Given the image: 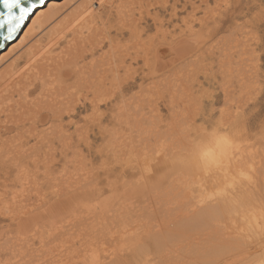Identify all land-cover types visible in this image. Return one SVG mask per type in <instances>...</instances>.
<instances>
[{
	"label": "rangeland",
	"instance_id": "1",
	"mask_svg": "<svg viewBox=\"0 0 264 264\" xmlns=\"http://www.w3.org/2000/svg\"><path fill=\"white\" fill-rule=\"evenodd\" d=\"M137 1L128 0L122 6L124 11L119 8L121 0L112 6L104 3L109 8H103V20L98 18L95 21L100 28L99 32L104 29L103 39H106V44L111 41L107 38H113L117 49L123 48L130 52L125 67L118 68L121 80L117 83H98L100 110L97 120L91 118L90 109L80 110L77 116L66 117L62 123L52 119L50 126H40L31 132L29 127L36 119L35 115L26 113L23 117L18 116L20 118L16 116L15 120V115L11 116L8 112L0 114V264H72L78 259H83L85 264H90L92 260L93 263L104 261V264L110 260L119 264L120 260L125 264H146L147 258L142 254L145 253V247H141L144 241L130 244L128 236L124 239L121 233L128 231L130 234L133 230V233L142 232L150 226V230H157L156 226H166L169 220L187 215L191 210L189 201L201 203L204 197L209 199L212 194L216 195L217 191L213 189H216L214 185H217L215 182L218 177L213 175L219 176L217 174L221 173V164L219 167L210 165L208 169H211L207 170L202 165L201 156L207 146L215 145V142L230 132L234 134V147L239 153L234 152L244 155V159L248 157L250 164L256 162L251 165H256L254 168L262 171L256 175L257 170L253 168L256 171L253 173L252 166H246L247 160L241 159L245 164L244 168L241 165L243 161L238 164L242 166L240 171L237 165L233 173L227 176L220 174V179L228 176H231L229 179H239L232 182L233 187L232 183L230 186L223 185L225 188L221 187L224 190H218L219 194L237 187L235 185L240 182L242 185L247 182L246 185L255 187L254 190L262 191L264 197V125L255 119L238 127L234 121L237 110L244 111L251 107L253 91L258 95L255 106L264 109V96H259L264 88V71L261 70L264 56L260 55L264 52V42H261L264 33L259 31V25L253 36L243 28L229 31L227 25L221 23L223 5L226 3H234L236 12L244 14L242 21H258L261 13H264V0H210V4L193 0V5L185 4L184 0ZM132 2L134 5H131ZM217 5H221V8H217ZM66 9L65 14L70 7ZM92 12L96 15L97 11ZM173 12L177 16H173ZM125 14L128 18H124ZM127 21L134 24V33L137 29L133 36H130L132 26ZM120 31H123L122 35ZM163 35H166L165 38H162ZM138 38L146 40L148 46L154 40L163 39L165 42L173 38L180 42L182 48L188 45V49L185 52L180 49L178 52L181 55L171 59L169 53L165 52L163 60H156L152 50H148L146 55L149 65L145 66L140 58L142 52L135 53L137 49L134 48L141 43L134 40ZM5 64L6 61L0 63L1 70ZM157 65H161V70L158 69L160 73ZM124 77L129 78V81L123 82ZM55 86L58 87L54 83L52 88ZM49 88L52 90L51 86ZM54 90L57 89L53 88V94ZM86 102L89 106L90 100ZM42 105L45 109L41 110L47 111L49 106L45 107L47 105L43 101ZM74 122L83 126L82 130L76 131ZM56 124L58 127L64 124V128L57 132ZM27 139L29 143L25 144ZM239 148L244 150L240 151ZM250 154L252 158L248 156ZM258 165L261 167L258 168ZM242 168H246L247 172H243ZM205 170L209 173L208 180ZM234 170H237L236 175ZM101 175L103 180L98 183ZM249 176L254 182L248 181ZM212 179H215V184ZM209 184L213 185V188L210 186L213 193L208 191ZM196 195L197 199L194 200ZM172 215L174 218H171ZM164 239L168 247L158 246V250L162 248L161 252H170V255L181 253L185 264L204 263L202 257L194 254L196 249L190 252L186 250L188 243L193 244V247L197 245L198 239H193L192 231ZM151 241L154 249V240ZM79 250L82 251L81 256ZM109 253L111 256L108 257ZM151 263L154 264V261Z\"/></svg>",
	"mask_w": 264,
	"mask_h": 264
},
{
	"label": "bare ground",
	"instance_id": "2",
	"mask_svg": "<svg viewBox=\"0 0 264 264\" xmlns=\"http://www.w3.org/2000/svg\"><path fill=\"white\" fill-rule=\"evenodd\" d=\"M116 1L117 0H104V3L112 6V5L116 4ZM127 1L128 0H121L122 5L119 6V8L121 7V9H123L122 6L124 7L126 5ZM132 1H134V0H132ZM184 1H185V4L191 3L192 5L195 2L193 0H184ZM214 1H216V0H214ZM199 2L210 4L209 3L210 0H199ZM132 3H131V5H134V3L133 4ZM109 5H108V7H105L107 5L104 4V9L109 8ZM128 5H130L129 2L127 4V7H129ZM67 6L70 7V10L65 14L64 11H65ZM93 10L95 12L97 11L96 15L92 12ZM107 11L108 10H106V12ZM110 11H111V9H110ZM123 11H124V9H123ZM127 12H126V14H127ZM97 13L99 15H97ZM140 13H141V10H140ZM103 14H104V12L101 11L100 2L98 0H53V2L48 5V9L46 11H44L43 13H37V15L32 18V21L19 34L18 37L14 38V40L12 42H7L5 47L0 50V63H4L6 61V64L3 67V70H1L2 67L0 69V114L8 112L7 114H11V116L15 115V120H16V116L17 117L18 116L23 117L24 114H26V113H30L32 116L35 115L36 119L31 123V125L29 127V130L31 132H33L34 129L38 130V128L40 126H47V127L50 126L53 122L52 119L57 120V123H58V121L60 123H62V121L66 120V117L70 118V117L77 116L79 114L80 110L86 111V110L90 109L91 118L93 120H97L98 119V111L100 110V105L98 102V95H97L98 83H102V84L103 83H117L119 80H121V79H119L120 76H118V68L119 67H125L126 62H127V58L130 56V52H128L127 50H125L123 48L121 50L116 48L115 41L113 40V38H107V39H110L111 41L108 44H106V39H103L104 29H103V31L101 30V32H99L100 28H98V26L95 23L96 19L98 20V18L99 19L102 18V20H103ZM126 14L124 15V18H125V16H127ZM133 14H135V13H133ZM119 15H121V14H119ZM129 16H130V13H129ZM132 16H130V17H132ZM173 16H177V13L173 12ZM210 16H211V14H210ZM70 17H73V18H71L72 20L69 19ZM105 17L108 18V16H105ZM121 17H122V15H121ZM127 18H128V16H127ZM133 18H134V16H133ZM108 20L109 19H107V21ZM130 21H131V19H130ZM83 22H84V24H82ZM127 22L129 23V21H127ZM97 24H98V21H97ZM123 25H124V23H123ZM132 25H134V24H132ZM114 26L115 25L112 26V29ZM116 27H117V25H116ZM125 27H123V28H125ZM133 27L134 26H132V29H130V32L132 30H135V29H133ZM118 29H120V27ZM136 31H137V29H136ZM136 31H135V33H136ZM122 33H123V31H120V35H122ZM135 33L132 31L130 33V36H133ZM198 34L199 33H197L196 35H198ZM106 36H108V35H106ZM138 36H140V35H138ZM165 36L163 35L162 38H165ZM172 36H174V35H172ZM185 36L183 35V37H185ZM173 38L170 39L171 41H165V42L163 41V39H161L160 41L154 40V41H152V43L150 42L149 46L147 45L148 42H146V40L143 41L142 38H140V39L138 38L140 41H137L138 39L137 40L134 39L136 41V43L141 42V43L137 44L138 48L137 47L134 48V49H137L135 53L138 52L137 54H139L140 52H142V54H140L141 55L140 58L142 59V64L145 66H148L149 65V59L146 55L148 50H152L151 52L155 56L156 60L157 59L163 60L164 59L163 54L165 52H167V53H170L173 51L178 52L180 49H182V51L185 52L188 49V47H186L188 45H186L182 48L180 42L176 41ZM187 38H189V36ZM172 40H174V41H172ZM123 45H125V44H123ZM131 45L132 44H130V46ZM182 45H185V44H182ZM105 46H107L106 50H105V48H106ZM57 50H58V53H56ZM171 58H175V56L170 55V59ZM190 59H191V57H190ZM137 62H139V61H137ZM155 63H157V61ZM71 65H73V66L71 67ZM157 66L159 67V65H157ZM182 66H185V65L182 64ZM153 67H155V66H153ZM158 67H157V70L160 69L161 65L159 68ZM180 67H181V65H180ZM66 69H70V73H66L65 72ZM152 69H154V68H152ZM167 69H169V67H167ZM159 73H160V71H159ZM69 75H70V79L68 78ZM167 75L170 76V74H167ZM122 81L128 82L129 78L124 77V79H122ZM54 83L58 85V87L57 86L53 87L54 89H57V91L54 90L55 94L52 93V90H53L52 86ZM50 86H51L52 90L49 88ZM72 89H75V90H72ZM86 89H87V91H86ZM108 90H109V87H108ZM177 91H178V89H177ZM36 92H38V93L35 94ZM84 92H85V94H84ZM33 94H35L36 97ZM89 94L91 97L88 96ZM50 95H54V97H52ZM43 97H44V99H43ZM45 98H47V99H45ZM49 98H51V99H49ZM87 99L90 100L89 106L86 102ZM42 101L46 105H47V103H49L47 106H45V107L49 106L47 111L41 110V108L43 107ZM39 102H41V104ZM41 105H42V107H41ZM81 108H83V109H81ZM42 109L44 110L45 108H42ZM136 113H138V112H136ZM6 116H8V115H6ZM8 118H9V116H8ZM18 118H20V117H18ZM24 118H26V117H24ZM10 119L12 120V117ZM21 119L23 120V118H21ZM9 122H12V121H9ZM13 122H14V120H13ZM74 124H75L74 129L76 131L82 130L83 126L79 125V123L74 122ZM149 125H150V123H149ZM54 126H55V124H54ZM54 126H51V127L55 128ZM56 126H57V124H56ZM0 127H2V126L0 125ZM57 128H56L57 129L56 131L58 132V130H60V128H62V129L64 128V124H59V127L57 126ZM6 129H11V128L6 127ZM25 130H27V132H28V128H26ZM178 131H180V130H178ZM16 133H18V132H16ZM20 133H21V131H20ZM43 133L44 132H42V134ZM49 135L50 134H48V136ZM55 135H56V133H55ZM233 136H234V134L230 132L229 135L227 134V135L223 136L222 139L215 142V145L212 144L210 146H207L203 150V153L201 156V160H202L201 162H203L202 165L205 169L210 170L211 168L208 169V167L210 165L218 166L220 164L222 165L221 162H223V164H224V162H226L225 165H222L223 167L220 165L219 169H221V171H219V173L221 172L220 174H222V176L223 175L227 176L230 172L233 173V169H237L238 166L240 167V169L238 168V171L241 170L242 166L244 168V164H245L244 162L246 160H247L246 163L248 162V157H245V159H246L245 160L244 155H242L241 153L238 154L239 152L234 147ZM18 137L16 139H18ZM151 138H153V137H151ZM43 139H44V137H43ZM48 140H50V139H48ZM28 143L29 142L27 139L25 141V144H28ZM20 145H22V144L20 143ZM40 146L41 145H39V147ZM151 149H153V148H151ZM234 150L237 151L238 153L237 152L235 153ZM239 150L242 151L244 149L239 148ZM247 150L248 149H246L245 151H247ZM249 152H252V151H249ZM247 154H249V153H247ZM251 155L252 154H250L248 156H251ZM242 156H243V158H242ZM15 157H17V156H15ZM250 158H252V156ZM241 159H244L245 161H243ZM15 160H17V159H15ZM242 161H243V164L240 163ZM252 163L253 162H251V164ZM259 163H260V161H259ZM238 164H241L242 166L238 165ZM247 164L248 165H246V166L248 168H251V166H252V168H251L252 172L255 169L257 170V168H254L256 165L253 167V165H251L249 162ZM253 164H256V162ZM16 166H18V165H16ZM218 167H216V168H218ZM257 167L260 168L261 166L258 165ZM243 168H242V171L247 172V169L245 168L246 170L245 169L243 170ZM253 168H254V170H253ZM213 169L211 170V172L213 171ZM219 169H217V170H219ZM207 170H205V172L207 174H205V173L204 174L206 175V178L208 180L209 176H207V175L209 173L207 172ZM260 170L262 171V169L257 170L258 174H256V175H260L259 174ZM261 171H260V173H261ZM234 172H235V170H234ZM254 172L256 173V171H254ZM236 173H237V170L235 172V175H236ZM211 174L212 173H210V177L212 176ZM220 174H217V175L220 176ZM249 174H251V173H249ZM244 175H246V174H244ZM219 176H216V174L213 175V177H215V178L218 177L217 178L218 181H216V182H215V179H214V181L212 179L213 183L215 182L217 184V185H214V188L216 187V189H213V190H214V192L217 191L218 193L216 192V195H215V193L212 194L215 197L214 196L212 197V195L209 194V196L211 195V198L208 197L209 199H206V197H204L203 201H201V203H195V202L193 203V200H191V201L188 200L189 205L191 207V210L188 211V214L186 212H184L187 215H185V216L183 215V217H181V218H174V217H176L175 216L176 213H175L174 217H173V215L171 217L174 219L169 220L167 222L166 226H161V224H160V225L156 226V227H158V229L154 230V231L149 229L151 226L150 227L147 226L149 228L142 231V232L133 233V232H135L133 230V232L130 231V234L128 231H127V233L125 231L124 233H121L122 237L125 239V236L127 235L128 236L127 241L130 244L132 242L142 241V240L145 241L147 239H150V240L153 239L154 240V249L155 250L153 249L152 245H151V247H145V248L143 247L144 250L142 249L145 252V253L142 252V254H145V257L147 258V260L145 259L146 264H148V263L153 264V263H151V261H154V264H185V261L183 260L184 257L182 256L181 253L178 255L177 254L170 255V252H163L162 251L163 252L162 253L161 250L163 247H168L167 242L164 239V237H172L175 234H179V233H185L186 234L189 231L193 232V239L195 237L196 239H198V241L196 242L197 245H195V247H193V244L188 243V245L186 246V250L190 252V250L194 251V249H196L194 254H196V256H198L199 258L202 257L204 260L203 261L204 263H201V264H264V201H263L264 199L262 200V198H264V197L261 194L262 191H260V190L256 191L257 189L254 190L255 187L250 186V184L246 185V184H248L247 182L244 183L243 185L240 182V184L235 185L237 187L232 188L234 186V184L232 182L238 180L239 178L238 179L236 178V180H234L235 178L229 179V177H231V176H228L227 178L223 177L225 179L224 180V179H220ZM222 176H220V177H222ZM234 176H232V177H234ZM245 179H247V178H245ZM248 179H249L248 181L252 180L251 176H249ZM199 180L201 181V179H199ZM202 181H204V180H202ZM250 182H254V181L252 180ZM30 183H31V181H30ZM203 184H205V183L203 182ZM206 184H208V182H206ZM229 184H231L232 187L229 188L226 186V188H229V189L232 188V189L231 190L226 189L227 191H224L222 194H219V191L224 190V189H221V187H223V185L230 186ZM253 184H254V186H256L255 183H253ZM199 185L201 186L200 183H199ZM170 186L172 187V185H170ZM210 186L211 185L209 184L208 185V187H209L208 191L211 190ZM212 186H211V188H213ZM29 187L31 188V186H29ZM223 188H225V186ZM206 189H207V187H206ZM26 190H28V189H26ZM210 192L213 193L212 190ZM207 193L208 192H206V194ZM38 194H40V193H38ZM177 195H179V194H177ZM165 196H166V194H165ZM195 197H197V195L194 196V198ZM196 199L197 198H195L194 200H196ZM200 200L201 199H199L198 202H200ZM188 206H187V208H188ZM181 208H183V207H181ZM177 214H179V216H180V213H177ZM80 216H81V214H80ZM124 219H125V217H124ZM127 219L129 220V218H127ZM169 219H170V217H169ZM86 221H88V220H86ZM83 222H84V220H83ZM85 225H87V224H85ZM71 226H73V225H71ZM75 227H77V225ZM93 228H95V227H93ZM128 228H129V226H128ZM122 229H123V227H122ZM151 229H152V227H151ZM123 231H124V229H123ZM104 237H106V236L104 235ZM111 238H113V237H111ZM118 239H116V240H118ZM110 241H111V239H110ZM79 246H80V244H79ZM158 246L162 247V248H160L158 250ZM92 247H90V248H92ZM141 247H142V244H141ZM85 248H87V246ZM82 251H83V249H82ZM82 251L79 250L78 254L80 255V252H82ZM164 251H166V250H164ZM94 252H95V250H94ZM111 254H114V253H111ZM107 256L108 257L111 256L110 253ZM37 257H38V255H37ZM91 257L93 258L92 255H91ZM185 258H187V257H185ZM98 259H99V256H98ZM92 261L94 262V260H92ZM188 261L190 262L189 259H188ZM93 262H91V263L92 264H104L103 263L104 261L99 262V260L97 262L95 261V263H93ZM113 262H115V264H119V263H116L115 260ZM113 262H111V260H110L109 262H106V264H111V263L113 264ZM120 262H121V260H120ZM137 262H140V261H137ZM142 262H144V261H142ZM186 262H187V260H186ZM197 262H199V261H197ZM72 264H85V261H83V259H78L77 261L74 260V262Z\"/></svg>",
	"mask_w": 264,
	"mask_h": 264
},
{
	"label": "snow or ice",
	"instance_id": "3",
	"mask_svg": "<svg viewBox=\"0 0 264 264\" xmlns=\"http://www.w3.org/2000/svg\"><path fill=\"white\" fill-rule=\"evenodd\" d=\"M53 0H0V5L3 7V11H0V38L5 42H12L14 38L18 37L19 34L28 26L32 21V18L37 13H43L48 9V5ZM100 8L103 11L104 0H100ZM217 8H221V5H217ZM224 12L222 14V25H227V30H237L243 28L244 31L252 33L254 36V30L259 25V31L264 33V13H261L259 20L250 19L242 21L241 17L243 13H237L235 10L234 3H226L223 5ZM251 38V37H250ZM261 42H264V35L261 36ZM169 55L179 56V52H170ZM264 56V52L260 53ZM255 57H253V61ZM262 71H264V62H262ZM66 73H70V69L65 70ZM70 79V75L68 77ZM259 96H264V88L261 89ZM258 100V95L253 91L252 98L250 101L251 107L246 108L244 111L237 110L234 121L236 125L240 127L242 124H248L253 122L255 119H259L261 125H264V109H258L255 105ZM259 112V116L257 113ZM233 119V118H230ZM103 180L101 175L98 183ZM152 241L147 239L143 242V247H150ZM121 264H125L121 261Z\"/></svg>",
	"mask_w": 264,
	"mask_h": 264
},
{
	"label": "water",
	"instance_id": "4",
	"mask_svg": "<svg viewBox=\"0 0 264 264\" xmlns=\"http://www.w3.org/2000/svg\"><path fill=\"white\" fill-rule=\"evenodd\" d=\"M0 11H3L2 5H0ZM7 42H5L2 38H0V50L5 47Z\"/></svg>",
	"mask_w": 264,
	"mask_h": 264
}]
</instances>
